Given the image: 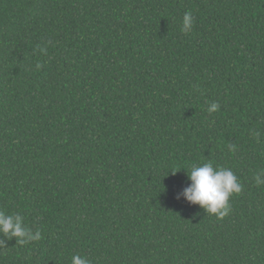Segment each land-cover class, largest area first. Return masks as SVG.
<instances>
[{
  "label": "trees",
  "instance_id": "obj_1",
  "mask_svg": "<svg viewBox=\"0 0 264 264\" xmlns=\"http://www.w3.org/2000/svg\"><path fill=\"white\" fill-rule=\"evenodd\" d=\"M209 161L223 219L176 198ZM261 169L264 0H0V211L43 237L0 264H264Z\"/></svg>",
  "mask_w": 264,
  "mask_h": 264
},
{
  "label": "clouds",
  "instance_id": "obj_2",
  "mask_svg": "<svg viewBox=\"0 0 264 264\" xmlns=\"http://www.w3.org/2000/svg\"><path fill=\"white\" fill-rule=\"evenodd\" d=\"M193 18L191 12H186L182 20V32L187 34L192 30ZM41 52L46 49L41 48ZM219 104L212 103L208 108L209 113L217 111ZM259 135L258 133L256 134ZM233 150L235 146H232ZM173 174L176 172L171 171ZM190 185L177 194L176 198L182 196L184 200L197 204L206 214L215 215L217 219H223L231 212L229 203L230 196L239 194L243 185L230 168L215 166L211 161L202 164H192L190 170L186 172ZM264 169L259 170L254 175V182L257 186L264 184ZM0 235L5 239H0V246L5 245L6 240L15 238L20 245L32 241L41 240L42 233L39 230L32 231L24 224L23 216L19 214H6L0 211ZM72 264H91V261L79 254H74Z\"/></svg>",
  "mask_w": 264,
  "mask_h": 264
}]
</instances>
